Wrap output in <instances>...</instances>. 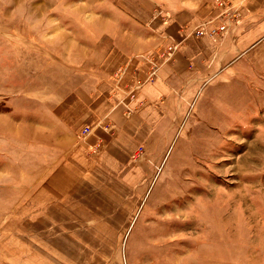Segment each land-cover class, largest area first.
Returning <instances> with one entry per match:
<instances>
[{"label": "rangeland", "instance_id": "rangeland-1", "mask_svg": "<svg viewBox=\"0 0 264 264\" xmlns=\"http://www.w3.org/2000/svg\"><path fill=\"white\" fill-rule=\"evenodd\" d=\"M162 1L0 0V264L40 251L21 240L48 201L39 193L49 99L65 101L87 89L89 74L101 76L113 35L162 9L227 0ZM177 50L160 57L172 62ZM204 97L149 152L141 196L88 198L96 229L88 246L73 247L74 264H264V71L240 68Z\"/></svg>", "mask_w": 264, "mask_h": 264}, {"label": "crops", "instance_id": "crops-1", "mask_svg": "<svg viewBox=\"0 0 264 264\" xmlns=\"http://www.w3.org/2000/svg\"><path fill=\"white\" fill-rule=\"evenodd\" d=\"M237 5L238 19L214 38L195 33L204 23L207 29L220 27L222 9L190 4L162 9L149 23L112 36L114 47L102 74H89L87 89L65 101L56 95L49 99L51 111L40 129L46 136L42 151L50 156L47 190L39 193L48 201L27 225L34 232L23 234L24 246L40 247L37 256L24 255V263L36 264L38 258L37 264H48L44 256H50L59 264H74L73 247L88 246L89 231L96 229L91 216L96 210L88 198L141 196L149 152L173 133L208 88L243 67L264 71V0ZM171 44L178 50L166 63L160 53ZM151 59L158 65L152 79ZM85 127L92 132L81 138ZM140 150L145 151L141 156Z\"/></svg>", "mask_w": 264, "mask_h": 264}, {"label": "built area", "instance_id": "built-area-1", "mask_svg": "<svg viewBox=\"0 0 264 264\" xmlns=\"http://www.w3.org/2000/svg\"><path fill=\"white\" fill-rule=\"evenodd\" d=\"M241 0H227V1H222L220 3V7L222 8L223 12L221 14V18L223 20V23L220 27L218 28H211L207 29V25L205 24L202 26V29L199 32V35H206L208 37L214 38L218 36L220 33H223L227 30V23L234 22L238 19L239 17V10H238V5ZM173 48L170 47L169 51L172 52ZM172 55V54H171ZM156 74L155 70H152V73L150 74V78H152ZM88 130L85 129L83 132H87Z\"/></svg>", "mask_w": 264, "mask_h": 264}, {"label": "bare ground", "instance_id": "bare-ground-1", "mask_svg": "<svg viewBox=\"0 0 264 264\" xmlns=\"http://www.w3.org/2000/svg\"><path fill=\"white\" fill-rule=\"evenodd\" d=\"M215 202V201H214Z\"/></svg>", "mask_w": 264, "mask_h": 264}]
</instances>
